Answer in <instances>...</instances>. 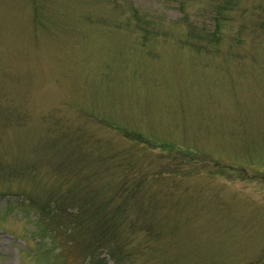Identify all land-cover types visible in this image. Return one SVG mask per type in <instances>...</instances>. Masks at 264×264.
<instances>
[{
    "label": "rangeland",
    "instance_id": "374dc122",
    "mask_svg": "<svg viewBox=\"0 0 264 264\" xmlns=\"http://www.w3.org/2000/svg\"><path fill=\"white\" fill-rule=\"evenodd\" d=\"M222 1L47 0L35 20L31 0H0V264H74L76 237L17 206L41 189L13 165L45 178L48 164L92 162V181L124 175L131 159L134 184L137 171L177 172L146 214L180 226L181 251L165 238L164 260L264 264V0H230L219 53L185 43Z\"/></svg>",
    "mask_w": 264,
    "mask_h": 264
},
{
    "label": "trees",
    "instance_id": "16d2710c",
    "mask_svg": "<svg viewBox=\"0 0 264 264\" xmlns=\"http://www.w3.org/2000/svg\"><path fill=\"white\" fill-rule=\"evenodd\" d=\"M46 1L31 0L35 20L42 13L48 15L49 9L45 8L48 5ZM40 3H42L41 7H39ZM231 3L230 0H224L221 3H216L217 5L215 4L216 6L213 8V25L209 28L206 26L197 28L193 24L188 25V35L185 43L190 44L194 52L213 54V51L219 53L224 47L223 44H225L227 37L225 21H228L227 18H224V15L228 13ZM135 15L140 25L141 22H144L141 25L142 33H149L147 30L149 23L145 19L139 18L137 11H135ZM262 16H264V12ZM257 23L258 28L263 31L264 22L257 21ZM240 36L241 34L233 41L241 43L244 36L239 38ZM143 37H147V35L145 34ZM127 123L130 122H125V124ZM125 124H117L119 127L115 126L114 128H123ZM125 126L127 127V125ZM134 131L137 132L130 134L126 131V134L131 136L129 138L134 139L135 142L138 141V143H141L140 145H144L143 143L150 144L152 139L146 138L140 130ZM85 133L87 138H94L87 135L86 131ZM170 143L172 145L165 147L169 148V154L177 149L173 142ZM136 161L134 160V162ZM91 164L92 162L68 163L64 167L65 170H61L55 164H48L47 167H44L46 168L45 178L38 177L39 172L36 173L37 165L30 167L13 165L7 171L8 174L32 172L31 177L34 174L37 176L32 179L41 189V196H27L24 203L13 206H23L25 210L33 213L36 216L35 222L46 227L50 232L56 233L57 230L62 229V238L66 237V230H69V233L73 236L69 241L74 236L76 240L73 239L75 242L71 247L74 251L70 250L75 254L72 253V257L67 258L71 259L70 261L74 264H83L84 262H87V264H102L106 263L108 259H111L113 264H148L149 262L152 264H171L173 260L163 259V255H166L168 250L165 248V251H163L161 243L165 238H171L174 242L172 245L179 243L177 251H181L180 226L174 223L176 219L172 221V224H164L162 221L157 222V219L154 222L155 216L147 219L148 215L146 214L150 209L157 207V205H153V200L157 204V194L161 191L157 188L163 187L164 181H168L177 172H168L167 169H162L161 172L149 175L146 172L149 171L150 173V170L137 171L136 175H139L140 178L134 184L131 172H134L135 163L133 164L131 159L124 164L126 168H129L128 170L124 168L122 171L124 175L119 174L117 177L112 176L110 178L108 176L109 178H107V175L103 176L99 173L96 174L95 179L90 181L89 178L84 179L82 173L90 168ZM215 165L218 167V164ZM228 166L222 165L218 168L222 173L227 170ZM125 171L128 173L127 176H125ZM3 174L6 175V173ZM41 185L47 186L44 188ZM175 205L176 210H181L178 204ZM176 212L177 216L181 215V212ZM143 218L146 222H142ZM50 220H52L50 223L46 222ZM170 221L168 219V222ZM103 253L107 256L106 258L101 257ZM262 255L264 254H261L255 262H258Z\"/></svg>",
    "mask_w": 264,
    "mask_h": 264
}]
</instances>
